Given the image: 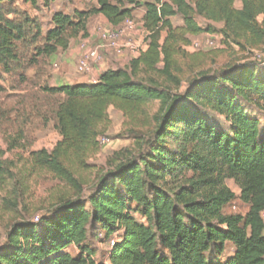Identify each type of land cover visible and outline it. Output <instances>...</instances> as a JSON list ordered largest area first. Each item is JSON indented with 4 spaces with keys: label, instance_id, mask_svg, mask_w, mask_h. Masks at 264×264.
Wrapping results in <instances>:
<instances>
[{
    "label": "trees",
    "instance_id": "obj_1",
    "mask_svg": "<svg viewBox=\"0 0 264 264\" xmlns=\"http://www.w3.org/2000/svg\"><path fill=\"white\" fill-rule=\"evenodd\" d=\"M38 4L0 0V78H22L39 58L88 38L95 16L117 28L142 9L146 46L95 83L41 87L57 98L60 140L50 152H32L30 162L70 196L51 200L48 216L36 222L11 224L0 264H96L87 228L112 241L109 264H264V123L250 112L264 114V69L233 60L264 52V0H95L87 10L54 13L45 32L25 9ZM177 16L181 26L172 24ZM202 34L220 37L225 50L186 52L189 37ZM228 53L229 62L210 68ZM109 108L122 113L121 137L130 143L98 173L86 160L108 129ZM11 178L0 159V188ZM227 181L239 189L246 214L223 213L236 199ZM7 201L17 207L16 199ZM226 244L233 253L221 258Z\"/></svg>",
    "mask_w": 264,
    "mask_h": 264
},
{
    "label": "rangeland",
    "instance_id": "obj_2",
    "mask_svg": "<svg viewBox=\"0 0 264 264\" xmlns=\"http://www.w3.org/2000/svg\"><path fill=\"white\" fill-rule=\"evenodd\" d=\"M45 0H39L38 9H25L32 17L39 20L42 31L45 32L51 26V17L56 12L71 14L73 10H87L95 6V0H73L67 2L64 0L50 1L48 7L44 6ZM47 1V0H46ZM190 4L194 0H187ZM238 6V4H237ZM143 10L138 9L133 13V28L127 30L117 43L123 46L124 42H131L136 49L131 51L125 48L110 49L109 46L100 42L97 32L99 29H115L107 24L102 16H95L89 20V37L86 39H75L66 51H58L50 58H39L37 65H29L23 77L17 75L2 76L0 78V159L4 163L8 175H12L9 186L0 188V244L5 239V234L11 224L15 222H36L40 217L48 216L51 200H57L62 194L69 195L67 187L59 179L48 172H38L32 168L30 155L32 152L46 150L50 152L56 143L60 140L59 134L55 129V120L52 115L53 104L57 99L50 98L41 91L42 86H54L59 83H67L66 80H72L77 60L81 51L79 48L83 41L88 46L97 51L102 61L96 71L89 78L87 83H95L98 76L107 70L108 61L110 68H120L118 62L130 60L139 54L146 46V34L142 30ZM196 22L203 26L204 22L196 17ZM174 26H181L182 20L179 16L172 19ZM127 25V24H126ZM125 23L118 28H126ZM190 45L185 48L189 54L207 53L212 50H225L220 37L216 35L202 34L196 37H189ZM137 52L135 53V51ZM28 55H32L31 47L28 48ZM231 54V53H230ZM235 62H250L259 64L258 70L264 69V52L247 51L240 55H235ZM241 58V61L239 59ZM230 55L223 54L216 59V63L210 65L213 70H218L230 60ZM128 60V61H127ZM126 63V64H127ZM125 64V62H123ZM125 64V65H126ZM116 65V66H115ZM123 67V66H121ZM260 71V70H259ZM77 74V73H76ZM79 76V75H78ZM60 81V82H59ZM72 85V84H70ZM157 109L155 106L154 111ZM252 115L256 116L261 124L264 123V114L250 109ZM109 126L104 135L97 139L98 148L96 154L87 158L86 162L92 166L98 173L106 170V162L111 155L129 145L127 137H121L124 134V121L122 113L113 109H108ZM215 122L222 128L227 129L223 117H215ZM91 179L93 176L90 177ZM86 182L83 187V196L89 192V173L85 175ZM226 185L236 195L232 201L223 210L226 215L246 214L248 207L239 200V189L232 181H227ZM70 196V195H69ZM15 200L14 206L7 200ZM264 217V216H263ZM139 219V218H138ZM88 244L96 251L93 257L96 264H109L107 253L111 247L112 241L105 242L98 233L89 231L87 228ZM90 235V237H89ZM74 250V249H73ZM76 250H74L75 254ZM233 253L231 244L225 245V250L221 258L230 256Z\"/></svg>",
    "mask_w": 264,
    "mask_h": 264
},
{
    "label": "built area",
    "instance_id": "obj_3",
    "mask_svg": "<svg viewBox=\"0 0 264 264\" xmlns=\"http://www.w3.org/2000/svg\"><path fill=\"white\" fill-rule=\"evenodd\" d=\"M124 23L125 25L127 24L124 30L123 28L118 27L115 29L110 28V30L99 29L97 35L100 42H103L104 44L109 46L110 49L125 48V46H127V49H130L131 51L135 50L136 47L132 46L133 44L131 42H124L123 46L117 45L125 32L133 28L132 20H127ZM79 48H81V51L77 60L76 72L77 74L90 78L94 71H96L102 59L96 50L88 46V43L86 41H83L80 44ZM136 52L137 50L135 51V53Z\"/></svg>",
    "mask_w": 264,
    "mask_h": 264
},
{
    "label": "crops",
    "instance_id": "obj_4",
    "mask_svg": "<svg viewBox=\"0 0 264 264\" xmlns=\"http://www.w3.org/2000/svg\"><path fill=\"white\" fill-rule=\"evenodd\" d=\"M78 58V57H77ZM128 61V60H127ZM123 62H125V64L127 63L126 62V60H124ZM123 62H118V66H124L125 64H123ZM110 65H111V63L108 61V64H105L104 65V68H105V66H107V68L106 69H108V68H110ZM116 66V65H115ZM77 72H76V69L74 70V74H73V79L72 80H70V79H68V80H66L67 81V83H64V82H62V83H59L58 85H62V84H76V83H85L87 80H86V78H83L82 77V75H80V74H76ZM79 75V76H78ZM60 82V81H59ZM54 86H57V85H54Z\"/></svg>",
    "mask_w": 264,
    "mask_h": 264
}]
</instances>
